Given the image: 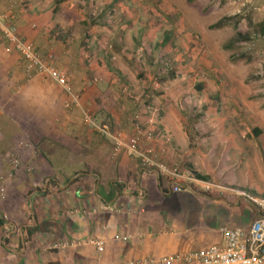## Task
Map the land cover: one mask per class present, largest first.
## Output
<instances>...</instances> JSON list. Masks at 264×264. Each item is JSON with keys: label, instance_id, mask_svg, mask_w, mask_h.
Masks as SVG:
<instances>
[{"label": "crops", "instance_id": "crops-1", "mask_svg": "<svg viewBox=\"0 0 264 264\" xmlns=\"http://www.w3.org/2000/svg\"><path fill=\"white\" fill-rule=\"evenodd\" d=\"M63 2L0 0V17L21 37L28 29L43 38L23 20L45 24L49 14L55 25ZM0 37V264H182L160 259L222 245L220 228H248L258 217L249 197L264 198V112L253 103H247L248 119L241 110L222 112L216 104L207 106V116L189 115L184 97L167 103L160 115L151 112L150 119L137 111L135 118L153 134L145 145L160 165L177 168L180 176L174 177L125 148L114 153L110 138L97 129L113 122L121 127L138 105H127L114 121V113L92 102L89 70L75 66L69 81L81 97L66 108L62 88L44 74L28 76L21 56L6 53ZM200 117L198 123L212 124L213 130L189 132L191 119ZM238 119H244L248 134L239 132ZM48 140L53 148L42 149ZM12 155L22 162L16 170ZM195 173L216 186L202 189L187 178ZM182 190L185 195H179ZM91 239L103 242L101 252Z\"/></svg>", "mask_w": 264, "mask_h": 264}, {"label": "rangeland", "instance_id": "rangeland-1", "mask_svg": "<svg viewBox=\"0 0 264 264\" xmlns=\"http://www.w3.org/2000/svg\"><path fill=\"white\" fill-rule=\"evenodd\" d=\"M261 3L262 0H68L59 6L60 19L55 20L58 26L49 14L45 24L28 16L23 20V24L28 21L26 27L30 31L41 33L43 38L32 37L28 29L23 30L22 36L65 73L79 100L81 91L74 90L68 74L72 75L75 66L87 68L92 102L114 113V121L124 107L138 105L132 110L135 113L130 111L126 123H119L121 127L114 122L111 128L108 126L129 136L135 124L148 129L135 118L137 111L143 109L148 119L151 112L160 115L167 103L183 97L190 105L189 115L195 112L207 116L210 104H216L222 112L241 110L246 119L251 103L256 111L264 112L263 38L226 46L237 32L248 35L259 31L258 23L264 17ZM224 16L235 18L221 27L212 26ZM87 29L86 39L83 34ZM78 37H82L79 43H71ZM2 43L0 37V49ZM241 52H247L250 58H238ZM17 64L19 67V59ZM169 71L176 76L161 80L160 76ZM199 85L203 89L199 90ZM65 94L64 106L69 108L71 97ZM199 100L206 103L205 108L198 107L202 103ZM231 102L236 108L229 106ZM84 113L92 115L87 109ZM201 117L191 119L189 132L213 130L212 124L198 123ZM257 117L261 125V115ZM193 120L196 121L192 125ZM240 122L236 123L239 132L248 134L249 128ZM41 144L42 149L53 148L50 140ZM52 163L58 164L56 155ZM185 191L179 195H185Z\"/></svg>", "mask_w": 264, "mask_h": 264}, {"label": "built area", "instance_id": "built-area-1", "mask_svg": "<svg viewBox=\"0 0 264 264\" xmlns=\"http://www.w3.org/2000/svg\"><path fill=\"white\" fill-rule=\"evenodd\" d=\"M0 33L6 41L4 51L6 53L17 52L21 56L24 71L28 76L34 73L46 75L55 84L60 86L71 97L73 102L77 101V97L73 95L65 73L57 68L52 60L42 57L30 41L18 35L14 25L6 24L2 21L1 17ZM97 129L110 138L114 153L118 152L121 148H125L130 153L139 157L144 165L158 167L161 172L174 177L180 176L176 167L169 169L164 165H160L155 160L152 147L145 145L147 140L153 138L152 131L144 129L139 124L134 125L133 132L129 136L119 130L112 131L107 125L97 126ZM11 164L12 170H16L22 166V162L17 155L11 156ZM26 170H31V167L27 166ZM187 178L199 182L201 188L204 190L216 186L194 175H188ZM181 188L174 186L173 190L179 191ZM1 190L3 191V188ZM249 199L256 205L259 214L248 228L222 227L220 228L224 240L222 245L213 244L204 249L191 251L182 255L162 257L160 262L174 263L180 261L182 264H264V198L249 197ZM89 243L94 244L99 252L103 250L102 241L91 239ZM141 262L146 264L153 263L152 261L145 260L138 261L137 263L129 262L127 264H140Z\"/></svg>", "mask_w": 264, "mask_h": 264}, {"label": "trees", "instance_id": "trees-1", "mask_svg": "<svg viewBox=\"0 0 264 264\" xmlns=\"http://www.w3.org/2000/svg\"><path fill=\"white\" fill-rule=\"evenodd\" d=\"M57 3H60V2H63V1H66V0H56ZM235 17L233 16H224L222 17L221 19H219L217 22H215L212 26L213 27H221L229 22H231ZM237 22V19L235 20L234 23ZM258 27H259V31L256 32V33H253V34H248V35H244L243 33L241 32H237V37L231 39L227 44L226 46L230 47V46H233L235 44H240L242 42H247V41H251L253 42V39L255 38H258V37H264V17L263 19L258 23ZM165 42V40L163 41ZM238 58H246V59H249V55L247 52H241L239 55H238ZM176 74L174 71H169V74L167 75H161L160 76V79L161 80H164V79H168V78H173L175 77ZM254 132L257 133L258 130L257 129H254ZM197 178L200 179L199 175H197V173H195Z\"/></svg>", "mask_w": 264, "mask_h": 264}]
</instances>
